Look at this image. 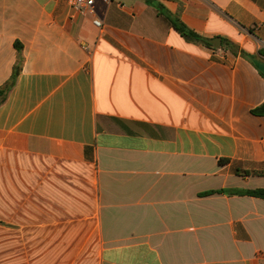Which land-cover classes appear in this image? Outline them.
<instances>
[{"label":"crops","instance_id":"obj_1","mask_svg":"<svg viewBox=\"0 0 264 264\" xmlns=\"http://www.w3.org/2000/svg\"><path fill=\"white\" fill-rule=\"evenodd\" d=\"M96 16L0 0V264H264V0Z\"/></svg>","mask_w":264,"mask_h":264},{"label":"trees","instance_id":"obj_2","mask_svg":"<svg viewBox=\"0 0 264 264\" xmlns=\"http://www.w3.org/2000/svg\"><path fill=\"white\" fill-rule=\"evenodd\" d=\"M169 20L172 23V26L174 27V29L185 39L190 40L191 42L204 44L207 47L214 48V46L211 44L210 40H207V39L199 36L198 34H196L193 30L189 29L186 25H184L179 19L173 18L172 16H169ZM224 44H225V42H224ZM228 46H230V48H232V46L230 44H228ZM18 74H19V67H16L14 70L12 81L10 83H8L3 89L0 90V104L4 100L2 98V96L6 92L10 91L12 89V87L14 86ZM253 113L255 115H258V116H264V103L261 106H259L258 108H256L253 111ZM210 194H212V192L207 193V195H210ZM245 194L264 200V188H259L256 190H249V191H246Z\"/></svg>","mask_w":264,"mask_h":264},{"label":"built area","instance_id":"obj_3","mask_svg":"<svg viewBox=\"0 0 264 264\" xmlns=\"http://www.w3.org/2000/svg\"><path fill=\"white\" fill-rule=\"evenodd\" d=\"M98 0H68L70 7L80 15L93 16V23L96 27L102 28L103 21L96 16V2ZM110 4L113 0H100Z\"/></svg>","mask_w":264,"mask_h":264},{"label":"water","instance_id":"obj_4","mask_svg":"<svg viewBox=\"0 0 264 264\" xmlns=\"http://www.w3.org/2000/svg\"><path fill=\"white\" fill-rule=\"evenodd\" d=\"M211 44L215 47V48H221V45H222V39L220 37L214 39V40H211Z\"/></svg>","mask_w":264,"mask_h":264}]
</instances>
